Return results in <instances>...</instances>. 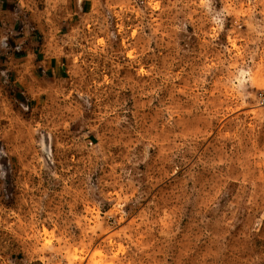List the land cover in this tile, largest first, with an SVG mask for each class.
<instances>
[{"label":"rangeland","instance_id":"1","mask_svg":"<svg viewBox=\"0 0 264 264\" xmlns=\"http://www.w3.org/2000/svg\"><path fill=\"white\" fill-rule=\"evenodd\" d=\"M5 3L0 264H264V0Z\"/></svg>","mask_w":264,"mask_h":264},{"label":"crops","instance_id":"2","mask_svg":"<svg viewBox=\"0 0 264 264\" xmlns=\"http://www.w3.org/2000/svg\"><path fill=\"white\" fill-rule=\"evenodd\" d=\"M9 12V11H8ZM7 12V3L0 9V99L7 97V85L9 89H18L21 84L25 86L33 83H40L44 76L50 80H56L63 77L65 72V63L56 58L48 59L41 52L36 51L37 55H30L26 50L24 41L13 42L7 40V33L15 27H20V23L13 24L8 22L12 16L17 18L16 14ZM8 16V17H7ZM10 16V17H9ZM13 28H12V27ZM25 56L17 61L16 50H24ZM43 75V76H41ZM40 78V79H38ZM32 82V83H31Z\"/></svg>","mask_w":264,"mask_h":264}]
</instances>
